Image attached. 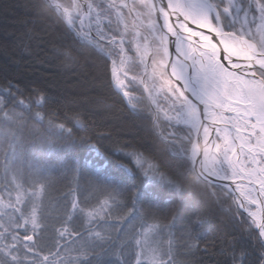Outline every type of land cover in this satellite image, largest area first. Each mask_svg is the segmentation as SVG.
Instances as JSON below:
<instances>
[{"label":"snow or ice","instance_id":"snow-or-ice-1","mask_svg":"<svg viewBox=\"0 0 264 264\" xmlns=\"http://www.w3.org/2000/svg\"><path fill=\"white\" fill-rule=\"evenodd\" d=\"M26 7L51 31L26 32L20 47L31 54L38 41L61 67L91 48L109 91L81 110L9 75L19 62L6 57L0 264H264V0ZM120 106L139 122L124 141L97 119ZM61 142L87 146L99 166L62 155ZM69 175L68 192L54 195Z\"/></svg>","mask_w":264,"mask_h":264},{"label":"trees","instance_id":"trees-1","mask_svg":"<svg viewBox=\"0 0 264 264\" xmlns=\"http://www.w3.org/2000/svg\"><path fill=\"white\" fill-rule=\"evenodd\" d=\"M38 0H0V67L5 65L7 56H12L19 62V67H12L8 74H17L22 79H36L40 83L45 84L52 89V93L68 100H75L77 103L72 107L81 108L83 110L84 103L91 97L108 94V88L104 79V61L97 55L93 49H82L83 56L79 58L78 64L67 67H61V62L55 60L50 52L41 51L36 48L38 41H32L31 54L28 50L20 47L21 42L28 44V38L25 33L48 38L51 31L49 25H44L46 30H40L42 21L36 15H28L30 11L26 6L29 3H37ZM27 25V27H25ZM59 34H57L58 36ZM77 48L80 46L75 45ZM47 48L53 47L47 44ZM39 53V55H37ZM110 78V70H109ZM138 95V93L136 94ZM91 107V105H88ZM101 120H111L112 123L108 128H115L119 132V136L114 139L121 141L127 140L136 129L133 126L138 121H133L130 114L123 106L119 107L116 116L97 117ZM104 131V130H98ZM85 135V133H81ZM99 147L100 144L109 146L111 141L93 140ZM27 147V145H26ZM65 153L75 156L80 164L90 161L91 166H99V160L95 153H89L87 146H82L73 150L61 142V154ZM72 178L69 175L67 179L60 177L56 182V191L54 195H63L68 192V185L72 184ZM162 198L167 199V194L161 192Z\"/></svg>","mask_w":264,"mask_h":264},{"label":"flooded vegetation","instance_id":"flooded-vegetation-1","mask_svg":"<svg viewBox=\"0 0 264 264\" xmlns=\"http://www.w3.org/2000/svg\"><path fill=\"white\" fill-rule=\"evenodd\" d=\"M131 75V74H130Z\"/></svg>","mask_w":264,"mask_h":264}]
</instances>
